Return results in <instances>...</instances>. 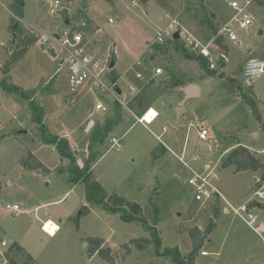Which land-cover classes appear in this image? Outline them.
<instances>
[{
    "label": "rangeland",
    "instance_id": "1",
    "mask_svg": "<svg viewBox=\"0 0 264 264\" xmlns=\"http://www.w3.org/2000/svg\"><path fill=\"white\" fill-rule=\"evenodd\" d=\"M13 1L0 0V81L1 68L8 59L5 47L12 39L9 24ZM59 1L70 10V18L80 8L91 20L94 34H82L92 51L118 58L114 71L122 74L118 85L125 96L135 94L131 96V86L140 91L155 81L149 98L158 118L145 125L128 111V103L122 106L125 119L115 131V135L123 136L122 150L113 149L109 138L98 145L93 174L107 192L140 205L149 226L158 231L161 249L143 224L123 222L119 214H109L87 202L85 187L69 181L70 162L59 157L55 146L42 143L29 102L0 84V241L8 243L0 247V264H4V251L14 244L23 248L18 256L20 264H109L98 254L88 253L92 238L104 239L105 248L112 249L114 264H174L159 253L179 249L183 256L188 255L193 227L207 233L197 264H264V234L225 212L226 201L234 206L251 203L256 226L264 223V203L260 205L254 196L259 188L254 179L261 173L238 171L235 165L225 164L233 146L246 147L264 163V74L251 87L240 80L248 61H264V1L248 8L251 26L235 28L240 43L223 40L229 50L224 75L210 78L198 62L175 49L170 26L178 21L202 45L209 46L208 64L220 72L222 48L217 34L234 14L229 6L234 0H148L146 4L142 0H88L86 6L84 0ZM52 2L25 0L22 23L40 39L13 67L10 83L28 92L53 78L57 80L50 91L39 95L45 109L44 124L52 133L70 140L77 164L83 167L96 122L113 113L95 110L99 96L88 86L75 93L68 91L66 64L62 62L69 47L63 42L69 40L71 32L77 34L83 23L67 25L65 17L51 12ZM137 60L141 65L134 64ZM157 67L163 69L162 76L154 73ZM137 73L142 74L141 79ZM171 77L175 84L193 83L200 94L184 103L185 94L177 86L165 89L166 79ZM100 100L112 105L110 96ZM177 109L184 111L179 125ZM90 113L96 115L90 120L95 124L87 131L90 121L82 124ZM202 126L210 132V140L204 143L209 149L204 151L198 138ZM15 132L20 134L14 136ZM186 141L189 156L196 153L206 162L219 161L217 185L223 196L215 204L196 200L194 189L186 181L189 171L174 155L180 154ZM160 149L163 153L158 156ZM28 152L50 172L24 166L22 160ZM59 168L66 172L60 173ZM7 205H18L24 213L15 216ZM84 206L89 208L85 212ZM48 219L59 226L53 236L42 229Z\"/></svg>",
    "mask_w": 264,
    "mask_h": 264
},
{
    "label": "trees",
    "instance_id": "2",
    "mask_svg": "<svg viewBox=\"0 0 264 264\" xmlns=\"http://www.w3.org/2000/svg\"><path fill=\"white\" fill-rule=\"evenodd\" d=\"M67 2L72 0H66ZM88 0H84L83 6H86ZM148 0H142L144 4ZM260 3L262 1H259ZM25 0H14L10 5L11 17L9 24V32L11 33V40L5 47L8 53V59L5 65L1 68L3 78L0 81L1 86L5 91L9 93H19L24 99L29 102V106L32 112V120L39 126L41 133V140L44 145H53L58 151L59 157L63 160H68L70 162L67 174L69 176V181L73 185H83L86 190V200L92 207H101L105 212L109 214H119L123 222L130 223L136 222L143 224L145 229L151 234L153 241L156 243L158 250L161 249V238L155 227L149 226L145 220L142 208L138 203L129 202L123 199L118 193L107 192L103 186L97 181L93 174V163L97 159L96 147L104 143L111 133L115 130L117 126L122 123L123 120V107L121 104L116 103L114 106V112L111 116L104 119L102 122H96L93 131L90 133V139L88 144L89 157L86 164L81 167L77 164L75 151L69 141L65 136H60L51 132V130L44 124L45 119V109L41 106L39 101V95L50 91L53 86L57 83L55 78L52 79L48 84H43L36 89L30 91H23L20 87L11 81V72L13 67L25 56L29 48L39 41L37 34L29 30L22 23L24 15ZM64 8V6L62 5ZM77 14L72 18H69L70 25H75L76 23H83L78 27L77 33H88L93 35L95 29L92 27V22L80 8L77 10ZM75 28V27H74ZM75 33V32H74ZM73 32L69 34V37H73ZM86 41V37H84ZM171 42L174 44L175 49L181 51L184 56L190 60H195L200 64L204 70L206 76H223L216 69H211L208 64L207 57L200 55L198 53L192 52L189 49H185L182 44L181 38H172ZM217 42L220 46L223 45V39L221 37L217 38ZM115 59V55H113ZM116 61V60H115ZM221 69L226 66V62L223 58L219 59ZM112 76L114 80H119L120 76L117 72L113 71ZM155 81L151 80L147 85L143 87L142 90L134 94L131 100L128 102V109L133 112L139 118H142L146 111L152 106L150 104L149 90L152 88ZM175 85L173 79L166 80L165 89L168 90L173 88ZM19 135L20 132H15L14 136ZM24 166H28L34 171H46L50 170L31 152H28L24 159L22 160ZM226 165H235L238 171H252L261 172V177L259 183L264 182V163L255 156L249 149L240 146L236 148L226 159ZM60 173H65L64 168H59ZM89 208L84 206L83 212L87 211ZM82 214V213H81ZM210 232V230H209ZM192 250L186 256H183L179 249H169L164 253H159V256L169 257L172 259L174 264H197L196 258L201 251V248L206 240L205 235L199 227H193L190 231ZM105 241L102 238H92L89 240L88 253L92 256L98 254L105 262L109 264H114L115 259L112 256V249L110 247L105 248ZM23 248L17 244H14L10 250L3 253L4 259L7 264H20L18 256L21 255ZM27 261L30 259V255L27 254Z\"/></svg>",
    "mask_w": 264,
    "mask_h": 264
},
{
    "label": "built area",
    "instance_id": "3",
    "mask_svg": "<svg viewBox=\"0 0 264 264\" xmlns=\"http://www.w3.org/2000/svg\"><path fill=\"white\" fill-rule=\"evenodd\" d=\"M259 1L262 0H246L244 3L237 0L230 2L229 6L233 10L234 14L223 24L221 30L217 34V38L221 37L223 40L228 38L231 42L240 43V40L235 33V28L238 26L240 29H245L252 25V17L247 13V11L252 3ZM62 9L63 7L61 2L59 0H53L50 9L51 12L59 13ZM109 22L114 23L113 19H109ZM170 27L172 28L173 36L176 32H179L180 37L184 40V42H186L190 51L201 54L207 58L211 57L208 49L209 46L202 45L198 39H196V37H194V35L178 21H173ZM63 44L68 45L69 47L68 49L65 48L68 53V57L62 62V65L66 64V83L69 92L75 93L79 89L88 86L92 92H96L99 96V103L95 105V110L103 114H108L111 107L100 99L110 96L112 97V106L115 103L126 106L132 97L125 96L123 90L118 85L119 80L113 79L112 72L114 69L110 68L113 56L108 55L105 57L96 54L91 50L89 42L85 41L84 36L81 33L73 35V37H70L69 40H65ZM220 58H223L224 60H227L228 58L225 56L223 49H221ZM134 64L141 65V62L140 60H137ZM211 68L215 69V65L212 64ZM154 73L156 75H162L163 69L156 68L154 69ZM262 74H264V61L261 59H252L245 65L243 82L251 87L253 86L255 80ZM136 77L141 79L142 74L137 73ZM118 89H121V93L118 92ZM130 91L132 92L131 96L132 94H136L138 92L137 88L133 86L130 87ZM153 111L154 110L152 108L148 109V111H146L143 117L139 118L138 121L145 125L152 124L159 116L157 111L152 113ZM147 115L150 116V120L145 118ZM198 138L201 144L207 143L210 140V132L205 126H202L199 129ZM110 142L112 143L113 149H116L117 151L122 150V139L112 137ZM174 155L180 164L189 171V176L186 181L194 189L196 200L215 204L214 201L223 196L217 185V182L219 181V161L216 163L206 162L202 156L196 153L189 156V145L187 141L184 143L180 154L174 153ZM254 196L257 198L255 201L262 205L264 203V186L259 187ZM226 203L228 206L225 211L226 214H232L235 217L242 219L249 226L254 228L257 233L260 235L264 234V223H259L256 226L258 221L251 212V203H245L240 206H234V204L229 203L228 201H226ZM7 209L15 216H20L24 213L18 205H7ZM46 224L47 223L44 222L42 229L48 235L53 236L46 229ZM7 245L8 243L6 241H0V247L5 248ZM4 264H7L6 260H4Z\"/></svg>",
    "mask_w": 264,
    "mask_h": 264
},
{
    "label": "crops",
    "instance_id": "4",
    "mask_svg": "<svg viewBox=\"0 0 264 264\" xmlns=\"http://www.w3.org/2000/svg\"><path fill=\"white\" fill-rule=\"evenodd\" d=\"M224 45V44H223ZM222 48V47H221ZM56 56V55H55ZM229 57V56H228ZM228 59V58H227ZM253 59H259V58H253ZM115 60H116V64L118 63L117 61H118V58L117 57H115ZM252 60V59H251ZM262 60V59H261ZM226 61V60H225ZM226 64V63H225ZM157 68H159V67H157ZM223 69V68H222ZM222 69H221V71H220V73H223L224 74V72L222 71ZM153 71H154V69H153ZM118 75L120 76V79L122 78V74L120 73V71L118 72ZM163 75V74H162ZM162 75H159V76H162ZM205 76H206V74H205ZM206 77H209V76H206ZM172 78V77H171ZM171 78H169L168 80H170ZM210 78V77H209ZM262 78V75L258 78V79H261ZM120 79H119V81H120ZM152 79V78H151ZM150 79V80H151ZM173 79V78H172ZM167 80V79H166ZM175 85H177V88L179 89V90H181V88H183V87H186V86H188V85H193V83H191V82H189V83H185V84H183V83H181V84H175ZM194 87H193V89H191V94H193L194 96H193V98H195V97H198V95L200 94V89L197 87V86H195V85H193ZM137 88V87H136ZM182 91V90H181ZM185 94V93H184ZM185 97H186V95H185ZM190 99H192V98H190ZM189 100V99H188ZM97 103H99V97H98V100H97V102H96V104ZM95 104V105H96ZM108 105V104H107ZM108 106H110V105H108ZM111 107V110H110V112L108 113L109 115H111L113 112H114V106H110ZM153 109L154 111H156L155 110V108H154V106H151L149 109ZM128 111L133 115V116H135V117H137V120L139 119V117L138 116H136L133 112H131L129 109H128ZM183 113H184V111H183ZM108 114H105V115H108ZM94 116H96V115H94V114H92V113H90L87 117H86V119L84 120V122H83V124H82V126H84L85 124H87V122H89L90 120H91V118H93ZM182 116H183V114H182ZM182 118V117H181ZM124 119H125V109H123V120H122V123L124 122ZM181 120V119H180ZM91 122V121H90ZM89 122V123H90ZM139 122V121H138ZM176 122H177V119H176ZM121 123V124H122ZM140 123V122H139ZM120 124V125H121ZM119 125V126H120ZM119 126H117V127H119ZM116 127V128H117ZM116 128H115V130L111 133V136L109 137V141H110V139L112 138V137H118V138H120V139H122V143H123V136H118V135H115V131H116ZM87 130V129H86ZM10 135V134H9ZM59 135V134H58ZM60 136H63V135H60ZM66 137V136H65ZM70 141V140H69ZM71 143V142H70ZM72 147H73V149H74V146L72 145ZM240 147V146H239ZM244 147V146H243ZM246 148V147H245ZM236 148H234V146L232 147V148H230L229 149V153H228V155L231 153V152H233L234 150H235ZM159 150V149H158ZM165 150V149H164ZM251 151V150H250ZM252 152V151H251ZM163 153V150L162 149H160V151H159V153H157V155L159 156V155H161ZM253 153V152H252ZM254 173H258V172H254ZM261 173V172H260ZM260 177H261V174H260ZM260 177H255V181H256V183H257V185H259V187H261V186H264V182H258L259 180H260ZM48 220H50V219H48ZM47 220V221H48ZM52 221V220H51ZM54 222V221H53Z\"/></svg>",
    "mask_w": 264,
    "mask_h": 264
},
{
    "label": "water",
    "instance_id": "5",
    "mask_svg": "<svg viewBox=\"0 0 264 264\" xmlns=\"http://www.w3.org/2000/svg\"><path fill=\"white\" fill-rule=\"evenodd\" d=\"M59 14H61L63 17H65V19H66V23H67V25H69L70 24V20H69V18H70V10L68 9V8H63L60 12H59ZM260 33H262V31H260ZM174 38H176V39H180L181 37H180V34H179V32H176L175 34H174ZM222 47V49L224 50V53H225V56L226 57H228L229 56V50H228V48L224 45V46H221ZM54 56H55V54H54ZM115 66H116V61H115V59L113 58L112 59V61H111V64H110V68L111 69H114L115 68ZM240 80L243 82V76H241L240 77ZM193 85H188V86H186V87H183V88H181V90L185 93V95H186V97H185V99H184V103L188 100V99H190V98H193V94H191V89H193ZM118 92L119 93H121V89H118ZM182 114H183V110L182 109H177V122H176V125H179V123H180V119H181V117H182ZM95 124V122L94 121H91L90 123H89V125H88V127H87V131L93 126ZM209 149V146L208 145H206V144H201V150L202 151H204V150H208Z\"/></svg>",
    "mask_w": 264,
    "mask_h": 264
},
{
    "label": "bare ground",
    "instance_id": "6",
    "mask_svg": "<svg viewBox=\"0 0 264 264\" xmlns=\"http://www.w3.org/2000/svg\"><path fill=\"white\" fill-rule=\"evenodd\" d=\"M154 113V111L152 112ZM146 119L150 120V116H146L145 117ZM46 229L52 234V235H55L57 233V231L59 230V226L58 224L54 223L53 221L51 220H48L46 221Z\"/></svg>",
    "mask_w": 264,
    "mask_h": 264
}]
</instances>
